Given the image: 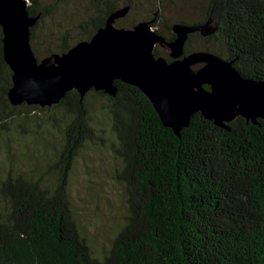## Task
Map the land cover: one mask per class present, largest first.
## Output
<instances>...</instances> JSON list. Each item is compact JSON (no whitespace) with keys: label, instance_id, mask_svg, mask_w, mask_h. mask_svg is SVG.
<instances>
[{"label":"trees","instance_id":"trees-1","mask_svg":"<svg viewBox=\"0 0 264 264\" xmlns=\"http://www.w3.org/2000/svg\"><path fill=\"white\" fill-rule=\"evenodd\" d=\"M66 1L29 0L30 14L41 15L31 27L38 57L40 43L43 56L67 51L126 5L130 10L117 26L142 20L157 26L159 11L153 17L146 12L162 5L161 0H90V12L70 22L61 15ZM210 17L216 31L190 34L186 52H215L233 59L244 75L264 79V0H210L202 22ZM197 36L205 45L194 49L190 40ZM167 37H175L173 30ZM155 53L162 54L158 47ZM12 75L0 24V162L2 152L12 158L11 123L45 108L11 104ZM116 85L115 96L91 89L82 98L74 89L52 105L67 111L54 185L0 170V264H264V119L248 123L239 116L229 130L197 112L178 135L163 124L142 89L122 80ZM91 95L107 100L118 142L117 179L127 203L122 227L101 257L81 234L68 189L80 150L98 137Z\"/></svg>","mask_w":264,"mask_h":264},{"label":"water","instance_id":"water-1","mask_svg":"<svg viewBox=\"0 0 264 264\" xmlns=\"http://www.w3.org/2000/svg\"><path fill=\"white\" fill-rule=\"evenodd\" d=\"M28 5L29 0H0L4 58L13 71L8 99L15 106H52L74 89L82 98L91 89L115 96L116 80H122L142 89L163 124L178 135L197 112L229 130L239 116L248 123L264 119V79L244 75L233 59L215 52H186L190 34L216 31L212 17L173 23L175 37L169 39L153 28V20L117 26L130 10L126 5L113 11L90 39L39 58L31 27L41 15H31ZM157 45L169 48L171 59L157 55Z\"/></svg>","mask_w":264,"mask_h":264},{"label":"rangeland","instance_id":"rangeland-1","mask_svg":"<svg viewBox=\"0 0 264 264\" xmlns=\"http://www.w3.org/2000/svg\"><path fill=\"white\" fill-rule=\"evenodd\" d=\"M55 1V0H46ZM158 2V0H157ZM147 14L151 17L159 11V22L153 28L171 35L168 25L185 20L193 23L204 20L210 0H161ZM90 0H68L61 5V15L66 21L85 17L90 12ZM144 11L141 17L146 16ZM191 47L202 48L201 37L191 39ZM38 46V45H37ZM161 55L168 56L170 49L157 45ZM39 58L44 57V45L39 44ZM88 104L94 117L97 139L87 141L80 150L73 167L68 173V189L73 216L82 236L90 245L93 254L103 256L122 227L127 213L126 194L117 179L120 159L115 154L117 136L107 110V100L91 95ZM19 117L11 123L13 133L7 146L12 158L1 155L0 170L21 172L33 179L52 186L57 180L66 127L67 111L60 105L45 107L43 111ZM31 112V113H32ZM25 114V113H24ZM32 115H34L32 117ZM22 123V125L20 124Z\"/></svg>","mask_w":264,"mask_h":264}]
</instances>
